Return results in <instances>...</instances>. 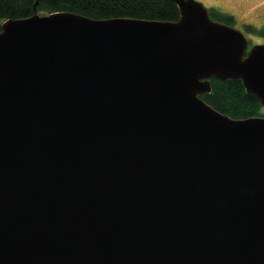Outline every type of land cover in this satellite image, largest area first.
Returning a JSON list of instances; mask_svg holds the SVG:
<instances>
[{
  "label": "water",
  "instance_id": "95a60500",
  "mask_svg": "<svg viewBox=\"0 0 264 264\" xmlns=\"http://www.w3.org/2000/svg\"><path fill=\"white\" fill-rule=\"evenodd\" d=\"M170 1L2 23L0 264H264V116L199 98L238 79L264 108V45Z\"/></svg>",
  "mask_w": 264,
  "mask_h": 264
},
{
  "label": "trees",
  "instance_id": "16d2710c",
  "mask_svg": "<svg viewBox=\"0 0 264 264\" xmlns=\"http://www.w3.org/2000/svg\"><path fill=\"white\" fill-rule=\"evenodd\" d=\"M34 10L42 15L72 12L95 20L124 17L174 22L180 17L170 0H0V29L4 21L30 17ZM209 14L223 24L233 21L229 15ZM246 29L255 32L251 26ZM256 34L264 37V26ZM209 83L211 91L199 98L213 110L235 120L264 116V108L245 91L241 80L209 78Z\"/></svg>",
  "mask_w": 264,
  "mask_h": 264
},
{
  "label": "rangeland",
  "instance_id": "374dc122",
  "mask_svg": "<svg viewBox=\"0 0 264 264\" xmlns=\"http://www.w3.org/2000/svg\"><path fill=\"white\" fill-rule=\"evenodd\" d=\"M195 1L202 4L203 7L207 9L210 19L214 22H216V20L212 17V15L209 14V11H214L220 15H229L233 18L231 23H226L225 25L228 24L230 27L236 31H239L245 37L247 42L246 53L251 47L255 45H264V37L256 34V32H259L264 26V0ZM249 26H251L255 32L248 31L246 27Z\"/></svg>",
  "mask_w": 264,
  "mask_h": 264
}]
</instances>
